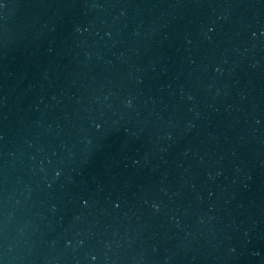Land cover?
<instances>
[{"label":"water","instance_id":"1","mask_svg":"<svg viewBox=\"0 0 264 264\" xmlns=\"http://www.w3.org/2000/svg\"><path fill=\"white\" fill-rule=\"evenodd\" d=\"M0 264H264V0H0Z\"/></svg>","mask_w":264,"mask_h":264}]
</instances>
